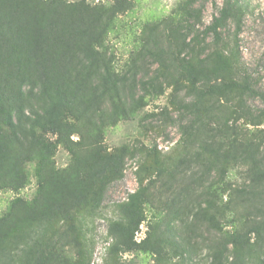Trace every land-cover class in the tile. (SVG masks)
Instances as JSON below:
<instances>
[{
  "label": "rangeland",
  "instance_id": "374dc122",
  "mask_svg": "<svg viewBox=\"0 0 264 264\" xmlns=\"http://www.w3.org/2000/svg\"><path fill=\"white\" fill-rule=\"evenodd\" d=\"M86 1L109 7L118 0ZM225 1L121 0L126 8L110 16L99 46L110 94L69 112L62 134L39 130L32 149L28 117L43 103L30 86L19 94L0 18V101L21 138L0 106V230L45 229L30 264H77L84 247L90 264H213L215 252L224 264H264V0H241L239 34L230 21L215 43L207 26ZM228 48L239 52L257 94L201 97L216 82L214 53ZM123 150V174L95 212L66 203L50 226L31 227L17 216L16 204L28 212L42 204L52 180L65 185L82 176L89 155ZM122 204L145 218L134 234L122 232Z\"/></svg>",
  "mask_w": 264,
  "mask_h": 264
},
{
  "label": "trees",
  "instance_id": "16d2710c",
  "mask_svg": "<svg viewBox=\"0 0 264 264\" xmlns=\"http://www.w3.org/2000/svg\"><path fill=\"white\" fill-rule=\"evenodd\" d=\"M204 0H185L186 5L195 6ZM241 0H226L225 5L207 26L214 35V42L222 40L220 30L235 21V36L242 27L244 14ZM126 8L121 0L105 7L92 6L86 0L69 3L66 0H0V18L5 24V34L11 40L10 50L13 61L9 67L17 83L18 92L24 95V86L32 97L43 103L41 111L33 110L28 117L30 127V149L35 147L39 130L62 134L67 114L81 106L99 103L110 94L113 79L111 71L103 65V55L99 50L109 28L110 16ZM219 45V44H218ZM211 69L214 83L205 84L201 97L215 93L237 92L242 95H256L257 91L245 74L239 52L231 49L218 50L213 55ZM104 68V73L100 70ZM192 68V67H191ZM188 77H193L192 69ZM96 75L99 76L95 83ZM264 99V94H262ZM5 125L13 131L16 140H21L13 111L0 101ZM0 128V149L3 144ZM154 168L159 169L161 161L154 150L149 151ZM125 151H113L89 155L85 159L82 176L62 185L57 179L46 186L42 204L28 212L23 205H17L18 213L32 223L51 225L59 212L66 213L63 204L85 205L92 211L100 208L109 186L123 174ZM130 204H122V232L134 234L145 220ZM32 224V225H31ZM44 228L29 229L25 233H13L11 229L0 230V264H30L34 253L40 251ZM37 233H39L37 235ZM231 242L241 249V238L231 236ZM25 251V252H24ZM239 251V250H238ZM215 252L213 264H224ZM92 250L83 248L77 264H90Z\"/></svg>",
  "mask_w": 264,
  "mask_h": 264
}]
</instances>
